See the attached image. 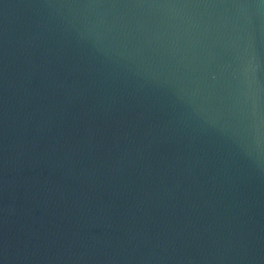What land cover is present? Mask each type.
I'll return each mask as SVG.
<instances>
[{
  "label": "water",
  "instance_id": "95a60500",
  "mask_svg": "<svg viewBox=\"0 0 264 264\" xmlns=\"http://www.w3.org/2000/svg\"><path fill=\"white\" fill-rule=\"evenodd\" d=\"M0 264H264V0H0Z\"/></svg>",
  "mask_w": 264,
  "mask_h": 264
}]
</instances>
